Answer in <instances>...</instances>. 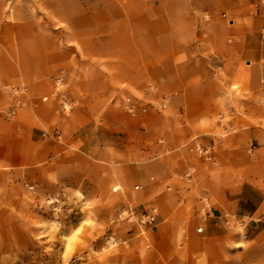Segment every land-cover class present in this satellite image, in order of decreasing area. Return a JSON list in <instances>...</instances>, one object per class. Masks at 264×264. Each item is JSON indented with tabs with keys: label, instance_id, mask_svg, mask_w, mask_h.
Segmentation results:
<instances>
[{
	"label": "rangeland",
	"instance_id": "1",
	"mask_svg": "<svg viewBox=\"0 0 264 264\" xmlns=\"http://www.w3.org/2000/svg\"><path fill=\"white\" fill-rule=\"evenodd\" d=\"M78 1L106 18L83 30L53 12L57 0H0V79L8 92L0 118L8 129L20 124L40 127L43 137L62 135L60 143L75 132L91 174L109 179L67 184L50 170L43 180L35 143L21 129L19 144L34 158L0 161V264H264V4ZM25 38L32 42L26 49ZM20 54H34L36 65L19 64ZM183 121L205 135L224 132L225 140L241 126L246 131L235 134L247 148L232 157L235 167L215 171L205 188L194 186L185 206L162 196L165 188L148 196L142 182L117 179L132 159L115 148L117 136H138L135 160L142 163L162 158L165 130ZM189 140L184 149L202 161L206 148ZM0 153L10 155L9 141L0 142ZM223 182L233 191L228 199L238 200L229 223L209 225L220 201L210 189ZM152 207L155 221L142 222ZM164 207L173 212L164 215ZM220 238L225 244L217 251Z\"/></svg>",
	"mask_w": 264,
	"mask_h": 264
},
{
	"label": "crops",
	"instance_id": "2",
	"mask_svg": "<svg viewBox=\"0 0 264 264\" xmlns=\"http://www.w3.org/2000/svg\"><path fill=\"white\" fill-rule=\"evenodd\" d=\"M57 1L59 5L53 7V12H57L58 15L67 18V20H69L74 26L81 27L83 30H92L93 26H91V24L93 20H100L101 22L106 18V14H104V16H100V18L98 17L97 19L93 16L90 9L83 7V4L78 0ZM180 3L185 4L183 0H181ZM77 11H79L78 14ZM3 13V4L0 2V18ZM246 17H249V15L242 16L243 20H245L244 18ZM96 26L95 29L98 30L102 25L98 26L96 24ZM241 36L246 37V34L242 33ZM241 42L243 48H241V52H239L243 54L249 52L244 38ZM31 43V41L25 38L20 42V47L22 48ZM105 45L106 44L103 42L100 43V46ZM24 48L26 49V46ZM36 63L34 54L29 57L26 55L24 58H22L21 54L19 55V64L25 66H28L29 64V66L34 67ZM2 83L3 82L0 79V101L6 100V97H8V92L3 89ZM23 104V102L16 100L14 106L15 108H18L19 106L22 107ZM41 107V120L43 125H45L48 117H45L43 112L48 107L44 105ZM15 108L12 111L13 113L15 112ZM38 113L40 114V111ZM4 123L5 122L0 118V142H10V155L0 153L1 163L13 165L28 164L34 157L33 155H29L26 148H21L19 144L21 140L18 138L20 130L25 129V126L21 127L19 124L17 125V129H8L7 125ZM181 123L182 124L180 125L174 124L165 130L167 142H164V144L161 145L164 149V155L162 158L158 156L153 160L151 159L142 163L135 160L136 156H138L139 148L134 142L138 141V136L134 137L133 135H124L123 133L117 136V144L115 145V148L125 155L131 151L132 158L130 161L122 164L126 172L125 174L121 173L120 175H117V179L142 182L145 186V193L148 196L158 193L162 188H165L166 190L162 196H176L177 202L180 205L185 206L188 197L197 193L194 186L198 189L202 187L205 188L207 184L212 182L213 173L215 171L220 169L223 170L228 166H231V168L235 167L236 163L232 160V157H234L237 150L247 148L246 140L240 141L235 134L242 130L246 131V129L241 126L234 127L233 132L235 133L233 136L228 135L227 140H225L224 132H212L205 135L201 128L188 126L186 121ZM85 126L86 124L79 128L80 139L82 138V134L87 133ZM130 129L132 133H137L136 127ZM128 131L130 130H127V132ZM225 132L228 134V130ZM25 133L26 138L35 143L34 156L37 162V173L39 175L41 174L43 180H45L48 171L51 170L53 174L57 175L58 180H62L67 184H74L80 181L83 182L84 185H87L93 179H98L101 184L108 181L109 176H107V173L101 172L99 178H96V176L91 174V162L89 160L86 161L82 156L86 155L85 152L81 149L76 150L75 148L77 143V135H75V132L73 138L64 143H60L59 140L62 135H60L58 140H56L55 137L49 138V136L46 135L43 137V130L40 127L31 128L30 130L26 128ZM192 133H197V135L190 136ZM34 134L36 136H34ZM186 139H190L191 141L189 140L188 142H191L192 144L201 143V145L208 151V157H202V161H196V159H193V157L189 155L190 152L184 149ZM129 140L133 142V144L130 145L131 148H129ZM159 141L162 140L160 139ZM50 161H53V163H50ZM152 168V172L147 171L148 169L152 170ZM213 186V190L210 189L211 195L219 198L220 201H217L213 210V214L216 215V217L209 218V225L214 222L215 226H221L225 222L229 223L228 216L230 215L234 202L238 199H228V196L233 193V191L229 190V183H213ZM86 191H89V194H92L93 192L92 189H87ZM241 191L242 188L239 192ZM172 212V208H168L167 210V208L165 209L164 207V215L171 214ZM176 223L177 222L175 221L164 222V224ZM194 239H196V236H194ZM218 241L219 242L215 245L216 250L220 251L225 242L223 238H220Z\"/></svg>",
	"mask_w": 264,
	"mask_h": 264
},
{
	"label": "built area",
	"instance_id": "3",
	"mask_svg": "<svg viewBox=\"0 0 264 264\" xmlns=\"http://www.w3.org/2000/svg\"><path fill=\"white\" fill-rule=\"evenodd\" d=\"M259 1H260V3L264 4V0H259ZM201 152H203V154L208 157V151L206 149H204V150L201 149ZM136 187H138V186H136ZM155 218H156V209L154 207H152V208H150V210L140 214V219L142 222L152 223L153 221H155ZM198 230L200 231L201 228H198Z\"/></svg>",
	"mask_w": 264,
	"mask_h": 264
}]
</instances>
